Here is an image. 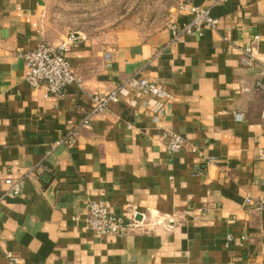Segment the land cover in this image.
<instances>
[{
    "label": "crops",
    "instance_id": "obj_1",
    "mask_svg": "<svg viewBox=\"0 0 264 264\" xmlns=\"http://www.w3.org/2000/svg\"><path fill=\"white\" fill-rule=\"evenodd\" d=\"M192 2L215 29L175 36L189 15L169 3L171 18L133 41L79 35L67 57L81 85L47 94L21 57L61 40L44 29L46 0H0V264H264V210L246 204L264 198V0ZM132 77L157 90L123 87L58 144L92 97ZM165 130L186 147L168 153ZM89 201L141 225L98 234L84 225Z\"/></svg>",
    "mask_w": 264,
    "mask_h": 264
},
{
    "label": "built area",
    "instance_id": "obj_2",
    "mask_svg": "<svg viewBox=\"0 0 264 264\" xmlns=\"http://www.w3.org/2000/svg\"><path fill=\"white\" fill-rule=\"evenodd\" d=\"M174 12H187L189 15V21L181 32H178L175 23L170 25L175 36H179L180 33L201 36L206 29H215L219 21L217 17L210 14L207 8L195 5L192 0H177ZM78 36V34H69L57 44L40 42L33 49L21 53L25 81L33 88L43 87L47 94H62L69 84L81 85V78L67 57L68 52L77 42ZM257 38L258 36L255 35L254 39ZM239 49L241 64L251 66L254 63L252 48L249 46ZM126 86L134 90H147L151 93L157 90L152 81L132 77L121 88H117L106 95L92 97L90 110L84 116V119L76 123L74 120H69L64 136L58 144H73L76 141L79 127L87 124L92 115L104 112L110 103L118 102L121 99L119 97L120 91ZM162 138L166 140L165 145L168 153L172 154L186 147L183 137L175 132L165 130ZM191 150L195 151L196 149L191 146ZM5 183L10 185L8 191L10 195L16 196L20 193L21 182L6 179ZM246 204L254 210H264V198L255 200L248 197L246 198ZM84 225L98 234L124 235L140 226L141 221L125 222L120 215L111 213L104 202L89 201L86 204ZM7 264H20V261L15 256H9Z\"/></svg>",
    "mask_w": 264,
    "mask_h": 264
},
{
    "label": "rangeland",
    "instance_id": "obj_3",
    "mask_svg": "<svg viewBox=\"0 0 264 264\" xmlns=\"http://www.w3.org/2000/svg\"><path fill=\"white\" fill-rule=\"evenodd\" d=\"M169 3L175 7L177 0H46L41 16L51 39L73 33L133 41L158 21L171 18L170 12L164 14Z\"/></svg>",
    "mask_w": 264,
    "mask_h": 264
}]
</instances>
